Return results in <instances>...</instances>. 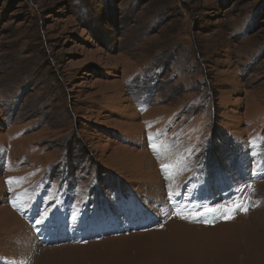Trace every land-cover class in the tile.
<instances>
[{
	"label": "rangeland",
	"instance_id": "1",
	"mask_svg": "<svg viewBox=\"0 0 264 264\" xmlns=\"http://www.w3.org/2000/svg\"><path fill=\"white\" fill-rule=\"evenodd\" d=\"M242 157L264 161V0H0V264H264V179L213 228L123 222ZM58 198L106 236L70 243L58 216L42 244L10 207Z\"/></svg>",
	"mask_w": 264,
	"mask_h": 264
},
{
	"label": "clouds",
	"instance_id": "2",
	"mask_svg": "<svg viewBox=\"0 0 264 264\" xmlns=\"http://www.w3.org/2000/svg\"><path fill=\"white\" fill-rule=\"evenodd\" d=\"M204 162H205V160H202L201 162H199L198 163V166H200V167H202V168H204ZM197 164V163H196ZM197 166V167H198ZM208 171L206 170V174H207V177H208V180L210 179V180H212V177H209V175H208ZM222 181H223V185H224V183L225 182H227V179H221ZM223 185H219L218 187H216V186H214V188L213 189H215L216 190V192L217 193H219V190L217 189V188H219V187H222ZM175 222V221H174ZM176 222H179V221H176ZM181 223V222H180ZM183 224H185L184 222H182ZM194 227H205V226H203V225H193ZM214 227V226H213ZM213 227H206V228H213Z\"/></svg>",
	"mask_w": 264,
	"mask_h": 264
},
{
	"label": "snow or ice",
	"instance_id": "3",
	"mask_svg": "<svg viewBox=\"0 0 264 264\" xmlns=\"http://www.w3.org/2000/svg\"><path fill=\"white\" fill-rule=\"evenodd\" d=\"M167 167H168V165H161L162 169L167 168ZM7 182L11 183L12 182L11 178ZM237 207H240L241 210H243V211H247V206L246 205L245 206L237 205ZM177 215H179V213H177ZM228 218L231 219L232 218L231 215H229ZM40 222L41 221H37V223H40Z\"/></svg>",
	"mask_w": 264,
	"mask_h": 264
},
{
	"label": "built area",
	"instance_id": "4",
	"mask_svg": "<svg viewBox=\"0 0 264 264\" xmlns=\"http://www.w3.org/2000/svg\"><path fill=\"white\" fill-rule=\"evenodd\" d=\"M237 162V161H236ZM235 162V163H236ZM235 163L232 164V165H229V167H225L224 170L227 171L228 169H232L234 166H235Z\"/></svg>",
	"mask_w": 264,
	"mask_h": 264
},
{
	"label": "water",
	"instance_id": "5",
	"mask_svg": "<svg viewBox=\"0 0 264 264\" xmlns=\"http://www.w3.org/2000/svg\"><path fill=\"white\" fill-rule=\"evenodd\" d=\"M146 229H147V228L138 227V228H136L135 231H137V232H139V231H145Z\"/></svg>",
	"mask_w": 264,
	"mask_h": 264
},
{
	"label": "bare ground",
	"instance_id": "6",
	"mask_svg": "<svg viewBox=\"0 0 264 264\" xmlns=\"http://www.w3.org/2000/svg\"><path fill=\"white\" fill-rule=\"evenodd\" d=\"M8 221V220H7Z\"/></svg>",
	"mask_w": 264,
	"mask_h": 264
}]
</instances>
